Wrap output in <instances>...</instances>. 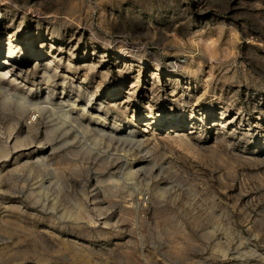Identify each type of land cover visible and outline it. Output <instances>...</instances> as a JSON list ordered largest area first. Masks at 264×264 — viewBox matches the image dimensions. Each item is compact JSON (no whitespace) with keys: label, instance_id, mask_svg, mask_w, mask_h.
Masks as SVG:
<instances>
[{"label":"rangeland","instance_id":"rangeland-1","mask_svg":"<svg viewBox=\"0 0 264 264\" xmlns=\"http://www.w3.org/2000/svg\"><path fill=\"white\" fill-rule=\"evenodd\" d=\"M8 22L20 26L17 48L0 29V72L10 65L15 78L0 86L55 103L96 90L87 106L143 140L121 163L100 154L80 162V176L65 170L70 195L57 198L50 169L72 155L43 139L51 118L32 129L41 144L19 150L28 112L0 108V264H264V0H0V28ZM73 31L74 57L75 36L58 50ZM90 62L108 77L83 81ZM132 161L144 168L122 175Z\"/></svg>","mask_w":264,"mask_h":264},{"label":"bare ground","instance_id":"bare-ground-1","mask_svg":"<svg viewBox=\"0 0 264 264\" xmlns=\"http://www.w3.org/2000/svg\"><path fill=\"white\" fill-rule=\"evenodd\" d=\"M52 19V18H48ZM12 20H10L11 22ZM53 22V21H51ZM48 22V23H51ZM10 24L8 22L5 23L0 29L8 31L7 37H8V45L9 47H14V49L17 48V45H14V39L16 37L17 31L19 30L20 26H16L13 30H10ZM55 27L54 26H47L45 28V36H49L51 38V42H53L54 39H56V36L54 34ZM73 31L71 35L64 39L63 43H60V46L58 47V50L61 51L64 49V45L71 44V39H74V36L76 37L74 40V44H72V47L70 49V55L74 57L77 55L74 48L80 43V35L74 33ZM43 33L38 32V37H42ZM52 47L53 45H49ZM28 48V47H26ZM211 48V47H210ZM12 51V50H10ZM30 51H35L33 49H30ZM51 55L56 59V55L54 53H51ZM191 57L193 56V53L190 54ZM1 56V53H0ZM82 56H87V53L82 54ZM2 57V56H1ZM103 57V55H102ZM102 59V58H101ZM50 62H47L45 64H41L40 67L41 70V81L43 84L46 85L47 88L50 86V82L56 83V81L52 80L56 75L54 72L50 69ZM69 65V63H67ZM21 66L24 67L22 64ZM23 67H20V70L23 69ZM59 66H55V70L58 69ZM12 66H7L3 69V71L0 72V82L2 79H5L6 76H10L8 78V82L12 83L15 76L10 73V69ZM83 81H85L88 78V73L92 72L93 75H99L100 78H106L110 74L109 69L105 68L104 65H100L99 63L90 62L84 69H83ZM67 72V71H65ZM156 74H153V77H155ZM139 75H137L138 77ZM59 78L61 86L65 85V77L67 75L65 73H62V75ZM13 79V80H12ZM58 81V80H57ZM138 79L134 80L131 84V89H135L138 85L135 84ZM101 80L99 81V83ZM98 87V86H97ZM64 88V87H63ZM0 91L4 94V98L2 101H0V108L3 110H10L9 114H12L15 117L22 116L24 113L28 112L27 120H26V134H23V137H20L19 135H16L13 139V148H19V150H31L35 148L38 144H41L39 141H35L32 135L33 128L38 121V118L48 115L49 121L45 128L44 133V140H46L50 146L52 147L54 144H57V146H53L51 150L58 148L59 146L65 147V149L70 150L72 157L67 156L65 158L66 165L62 168H51L52 170L50 176L51 181L52 179L56 181V186L58 187L56 190L58 198L60 195V192L63 187L67 190V196L70 195L68 191H70L69 185H67L63 180L65 179V170L70 172L71 176H80L82 173V167L80 165V162H82L85 159H89L93 156H98L100 154H105L103 157L104 162L112 160L114 163H121L123 160H127V156L130 152V149L134 148H142V135L136 134L131 132L132 130L128 132H123L121 134V131L117 128L119 125L118 120L116 119V116L110 115L107 117L106 115L103 116V114L99 113L98 110L92 111V105L91 107L87 106L90 105V102L92 99L96 96V90L92 93V98H89L86 103L82 102H76L77 100H72L70 98L71 93L65 92V95L62 96L57 103L54 102L52 98L45 97L43 99L34 100L33 98L24 95V93L19 92L16 85L13 87H3L0 86ZM11 92V93H8ZM63 92V91H62ZM8 93V94H7ZM127 95L125 97V101L128 102L131 98L132 92L127 91ZM106 113L108 112V109L105 110ZM132 118L136 120V115H133ZM148 120H154L159 121V119L156 117V115L147 116ZM177 120V119H172ZM174 126L180 128L181 123H175ZM224 127V125H222ZM177 132V131H176ZM37 143V144H36ZM36 144V146H35ZM124 145L129 146L127 150H125L123 147ZM21 148V149H20ZM8 148L5 146H0V158L7 155ZM73 151V152H72ZM133 152V150H132ZM80 159V160H79ZM26 164V163H25ZM24 164V166H25ZM37 166L41 164V166H45L44 160H35V163ZM105 164V163H104ZM107 165V164H106ZM39 166V168H41ZM135 164L134 161L128 162L126 167L123 169L124 171H121V174L124 176H130L133 174H137L140 172L144 166ZM119 168V167H118ZM45 168V172L43 174H47ZM33 169L30 168V171ZM122 170V169H121ZM41 170H38L40 172ZM39 174V173H38ZM43 174H39L42 176ZM111 182H114L113 187L117 185V177L116 174H111L108 177ZM63 179V180H62ZM49 184V182H47ZM64 184H66L64 186ZM41 188H45L44 186H41ZM43 196V194H41ZM55 197V199H56ZM69 197V196H68ZM37 198H39V194H37ZM43 200H46V198H43ZM72 200V199H71ZM83 207V204L80 200H75L74 204L72 205V208L74 209H80Z\"/></svg>","mask_w":264,"mask_h":264}]
</instances>
